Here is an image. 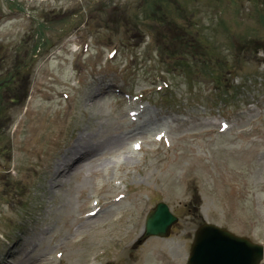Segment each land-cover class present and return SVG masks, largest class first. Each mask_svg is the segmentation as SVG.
Returning a JSON list of instances; mask_svg holds the SVG:
<instances>
[{
	"label": "rangeland",
	"instance_id": "rangeland-1",
	"mask_svg": "<svg viewBox=\"0 0 264 264\" xmlns=\"http://www.w3.org/2000/svg\"><path fill=\"white\" fill-rule=\"evenodd\" d=\"M204 221L264 248V0H0V264H187Z\"/></svg>",
	"mask_w": 264,
	"mask_h": 264
},
{
	"label": "water",
	"instance_id": "water-1",
	"mask_svg": "<svg viewBox=\"0 0 264 264\" xmlns=\"http://www.w3.org/2000/svg\"><path fill=\"white\" fill-rule=\"evenodd\" d=\"M176 221L177 217L168 205L163 201L157 202L146 215L139 240L150 235H169ZM263 259V245L204 221L195 229L187 264H260Z\"/></svg>",
	"mask_w": 264,
	"mask_h": 264
},
{
	"label": "bare ground",
	"instance_id": "bare-ground-1",
	"mask_svg": "<svg viewBox=\"0 0 264 264\" xmlns=\"http://www.w3.org/2000/svg\"><path fill=\"white\" fill-rule=\"evenodd\" d=\"M60 164H62V163H60ZM96 214H97V213H96ZM96 214H95V215H96ZM141 231H142V230H141ZM127 262H129V261H127Z\"/></svg>",
	"mask_w": 264,
	"mask_h": 264
},
{
	"label": "trees",
	"instance_id": "trees-1",
	"mask_svg": "<svg viewBox=\"0 0 264 264\" xmlns=\"http://www.w3.org/2000/svg\"><path fill=\"white\" fill-rule=\"evenodd\" d=\"M11 72V71H10ZM15 78V77H14ZM4 81V80H3Z\"/></svg>",
	"mask_w": 264,
	"mask_h": 264
}]
</instances>
